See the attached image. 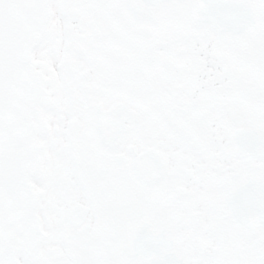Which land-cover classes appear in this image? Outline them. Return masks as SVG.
I'll use <instances>...</instances> for the list:
<instances>
[{
  "label": "snow or ice",
  "instance_id": "1",
  "mask_svg": "<svg viewBox=\"0 0 264 264\" xmlns=\"http://www.w3.org/2000/svg\"><path fill=\"white\" fill-rule=\"evenodd\" d=\"M0 264H264V0H0Z\"/></svg>",
  "mask_w": 264,
  "mask_h": 264
}]
</instances>
